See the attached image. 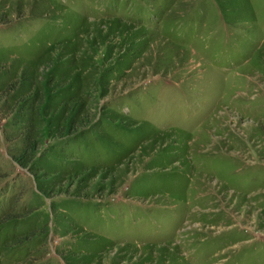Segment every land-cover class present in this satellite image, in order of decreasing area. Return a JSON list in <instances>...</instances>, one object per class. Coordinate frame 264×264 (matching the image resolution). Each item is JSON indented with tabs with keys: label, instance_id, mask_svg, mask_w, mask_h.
<instances>
[{
	"label": "rangeland",
	"instance_id": "rangeland-1",
	"mask_svg": "<svg viewBox=\"0 0 264 264\" xmlns=\"http://www.w3.org/2000/svg\"><path fill=\"white\" fill-rule=\"evenodd\" d=\"M0 264H264V0H0Z\"/></svg>",
	"mask_w": 264,
	"mask_h": 264
}]
</instances>
